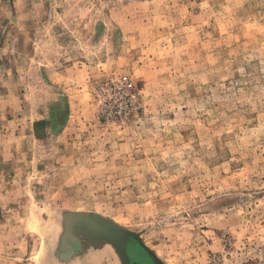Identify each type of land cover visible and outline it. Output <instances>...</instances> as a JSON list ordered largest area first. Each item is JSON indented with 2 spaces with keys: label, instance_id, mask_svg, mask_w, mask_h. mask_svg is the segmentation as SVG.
Segmentation results:
<instances>
[{
  "label": "rangeland",
  "instance_id": "1",
  "mask_svg": "<svg viewBox=\"0 0 264 264\" xmlns=\"http://www.w3.org/2000/svg\"><path fill=\"white\" fill-rule=\"evenodd\" d=\"M53 6L40 66L81 70L82 122L33 160L23 262L121 264L103 238L69 239V216H98L162 264H264V0Z\"/></svg>",
  "mask_w": 264,
  "mask_h": 264
},
{
  "label": "crops",
  "instance_id": "2",
  "mask_svg": "<svg viewBox=\"0 0 264 264\" xmlns=\"http://www.w3.org/2000/svg\"><path fill=\"white\" fill-rule=\"evenodd\" d=\"M55 1L0 0V264H28L22 207L24 191L38 193L33 160L39 152H58L62 143L69 144L72 125L82 122L73 117L80 102L68 94L80 90L69 72L79 77L81 70L73 71L75 64L40 66L55 57L42 48L50 43L55 11H62Z\"/></svg>",
  "mask_w": 264,
  "mask_h": 264
},
{
  "label": "water",
  "instance_id": "3",
  "mask_svg": "<svg viewBox=\"0 0 264 264\" xmlns=\"http://www.w3.org/2000/svg\"><path fill=\"white\" fill-rule=\"evenodd\" d=\"M76 217L77 216H69L67 220L69 224L67 233L71 235L69 239L83 240L92 238L98 240L103 238L114 247L120 257L121 264H131L126 246L130 241L134 240L142 247L149 258H151L153 264H162L154 253L142 244L138 236L129 230L117 226L98 216ZM112 231H114L115 234H112ZM67 237L68 236L66 235L62 236L63 239H66Z\"/></svg>",
  "mask_w": 264,
  "mask_h": 264
},
{
  "label": "trees",
  "instance_id": "4",
  "mask_svg": "<svg viewBox=\"0 0 264 264\" xmlns=\"http://www.w3.org/2000/svg\"><path fill=\"white\" fill-rule=\"evenodd\" d=\"M131 247H135L132 256H131V252L128 251V256L130 258V262L131 264H133L132 262V257H134V259L139 262V264H153L151 258H149V256L146 254V252L142 249V247L134 240L129 242Z\"/></svg>",
  "mask_w": 264,
  "mask_h": 264
},
{
  "label": "built area",
  "instance_id": "5",
  "mask_svg": "<svg viewBox=\"0 0 264 264\" xmlns=\"http://www.w3.org/2000/svg\"><path fill=\"white\" fill-rule=\"evenodd\" d=\"M126 79V78H125ZM124 85V87L125 88H127V87H130L131 86V84L130 83H127L126 81H125V84H123Z\"/></svg>",
  "mask_w": 264,
  "mask_h": 264
}]
</instances>
